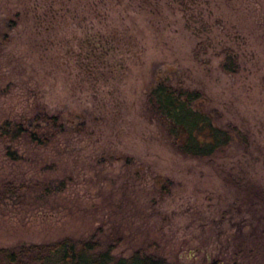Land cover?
Wrapping results in <instances>:
<instances>
[{
  "label": "rangeland",
  "instance_id": "obj_1",
  "mask_svg": "<svg viewBox=\"0 0 264 264\" xmlns=\"http://www.w3.org/2000/svg\"><path fill=\"white\" fill-rule=\"evenodd\" d=\"M159 70L228 144L177 149ZM36 122L48 141L0 135V247L95 235L116 258L264 264V0H0V130Z\"/></svg>",
  "mask_w": 264,
  "mask_h": 264
},
{
  "label": "trees",
  "instance_id": "obj_2",
  "mask_svg": "<svg viewBox=\"0 0 264 264\" xmlns=\"http://www.w3.org/2000/svg\"><path fill=\"white\" fill-rule=\"evenodd\" d=\"M95 55V49H91V70L96 65L92 59ZM148 92L152 111L174 136L173 142L180 152L193 157H207L222 149L232 139L231 129L217 124L211 114L193 102L199 96L197 91L181 85L175 86L162 76L160 70L150 83ZM58 117L48 112L35 115L41 124L50 122L53 126L64 125L59 123ZM41 124L36 122L33 128L22 123L13 127L5 126L0 130V135L6 133L15 137L27 132L38 142L48 141L51 131L42 137L38 131ZM99 246L101 243L93 235L83 240L64 236L52 242L0 247V264H178L143 250L128 257L116 258L112 252L113 246L98 249ZM207 264H221V261L215 259Z\"/></svg>",
  "mask_w": 264,
  "mask_h": 264
}]
</instances>
